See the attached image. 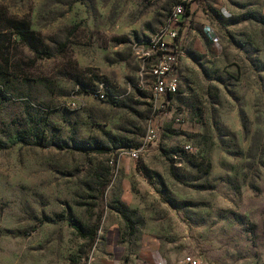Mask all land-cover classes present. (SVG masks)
<instances>
[{
	"label": "rangeland",
	"instance_id": "obj_1",
	"mask_svg": "<svg viewBox=\"0 0 264 264\" xmlns=\"http://www.w3.org/2000/svg\"><path fill=\"white\" fill-rule=\"evenodd\" d=\"M178 2L0 0V139L38 113L68 146L0 151V264H100L115 218L120 244L133 251L152 236L166 264H264V5L196 0L201 14L181 25L178 92L157 109L142 42ZM79 81H106L115 97L81 94ZM152 125L157 141L126 181L142 206L130 235L111 207L131 147L112 149L141 146ZM93 145L109 150H78ZM96 224L94 243L74 229Z\"/></svg>",
	"mask_w": 264,
	"mask_h": 264
},
{
	"label": "built area",
	"instance_id": "obj_2",
	"mask_svg": "<svg viewBox=\"0 0 264 264\" xmlns=\"http://www.w3.org/2000/svg\"><path fill=\"white\" fill-rule=\"evenodd\" d=\"M196 0H183L190 6V15L186 14V6L184 4L175 5L167 21L160 32H158L150 40H144L142 46L144 49L143 56L148 61L152 62V75L154 78L153 97L158 106L162 108L170 101L171 96H175L178 92L177 74L175 71L179 66L181 56L180 51V31L181 25L186 18L191 16V7ZM78 92L80 91L79 87ZM115 90L110 91L104 83L96 84V89L92 96L100 100L114 98ZM158 127L152 125L145 136V140L139 148L125 151V155L132 161H137L142 151L147 146L154 144L158 137ZM186 149H189L187 147ZM113 164V162H111ZM183 264H206L204 261L195 255H187L184 257Z\"/></svg>",
	"mask_w": 264,
	"mask_h": 264
},
{
	"label": "trees",
	"instance_id": "obj_3",
	"mask_svg": "<svg viewBox=\"0 0 264 264\" xmlns=\"http://www.w3.org/2000/svg\"><path fill=\"white\" fill-rule=\"evenodd\" d=\"M184 4L186 6V14L190 15V6L186 3H183V0H179V2L175 5ZM174 5V6H175ZM171 12V11H170ZM170 14V13H169ZM167 15V18L169 16ZM35 54L38 58H52L56 55V52L53 49H33ZM98 83H104L108 86L109 90H115L113 87L107 83L106 81H100L95 83V85H89L87 83H83L81 81L76 82L75 86L79 87L80 91L79 93L92 96L94 94V91L96 89V84ZM0 96L4 98L5 92L0 86ZM175 96H171L170 99H172ZM38 114V113H37ZM34 116L33 118L25 122L20 129H13L11 130L7 135L6 139L2 140L0 139V151L11 149L17 145H24V146H32V147H39V148H48L49 146H57V148L61 150L68 149V146L64 144L63 142L59 143L57 141L55 135L53 134V127L48 122L47 118L44 116ZM39 115V114H38ZM29 118L31 117V114L28 115ZM139 144H132L129 142L119 141L114 147L113 151L116 152L117 150L125 149L128 147H131V149L139 148ZM129 149V150H131ZM78 150L81 152H84L85 154H104L105 151H108L109 149L93 145V146H79ZM178 152V151H177ZM171 170H173V166L170 164ZM145 176H149L150 171L144 170L143 171ZM108 185V182H104L100 184L99 192L103 195L104 191L106 190ZM111 209L119 215V217L122 219V221L125 224V228L128 230L129 234L132 235L135 233V226L142 224V219L139 218L138 213L136 210L129 209L125 204L121 202H115ZM137 219L135 221L134 219ZM48 222V221H46ZM72 224V223H71ZM74 224H72L73 226ZM98 224L95 225L94 228H83V227H77L74 226L75 231L79 234V236L85 240H88L90 243H94L98 231Z\"/></svg>",
	"mask_w": 264,
	"mask_h": 264
},
{
	"label": "crops",
	"instance_id": "obj_4",
	"mask_svg": "<svg viewBox=\"0 0 264 264\" xmlns=\"http://www.w3.org/2000/svg\"><path fill=\"white\" fill-rule=\"evenodd\" d=\"M259 1L264 5V0ZM197 9V6L194 7V5H192L191 16L186 18L185 20L187 21L183 23V33L188 28V24H190V21L194 15L197 17L199 14H201L199 11H197ZM182 40L183 38L181 37L180 42H182ZM130 161L131 160L129 158L124 157L118 162V170H120V173L123 177V194L121 195V202L129 209L137 210L142 208L141 202L138 197L133 194L132 190L126 187L127 179L135 172V168L132 164H130ZM106 226L107 227L105 228L104 233H106L105 246L107 251L104 252V256L101 257L102 261L100 264H166L164 255L159 253L160 246L159 243L156 242V238L152 236L146 237L144 235L143 241L137 244L136 250L128 251V244L124 243V245L119 243V229L116 223V218L112 221H109ZM130 252L131 254L129 255ZM125 253H128L130 258H124ZM140 253L142 254L143 258L139 256Z\"/></svg>",
	"mask_w": 264,
	"mask_h": 264
}]
</instances>
